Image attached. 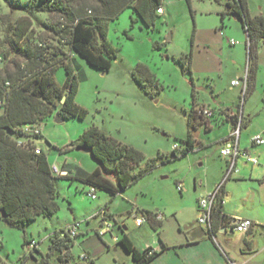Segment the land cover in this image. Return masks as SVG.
<instances>
[{
  "label": "rangeland",
  "instance_id": "rangeland-1",
  "mask_svg": "<svg viewBox=\"0 0 264 264\" xmlns=\"http://www.w3.org/2000/svg\"><path fill=\"white\" fill-rule=\"evenodd\" d=\"M249 1L252 12H264V0ZM36 3L37 0H0V26L3 35L8 27L28 15L19 7H33ZM163 3L165 14L157 15L153 27L147 26L140 19L133 24L132 9H127L118 20L109 23L107 40L119 50L118 58L113 61L109 72L92 67L77 55L74 66L81 74L78 75L80 88L76 103L85 108L88 115L84 120L70 118L57 122L60 112L57 110L43 122L42 138L36 141L44 149L52 166L57 165L62 170L61 165L68 161L73 170L75 166H80L88 173L100 169L103 175L114 180L89 150L83 151L77 146L78 139L86 131L96 127L118 142L141 151L147 159H156V168L113 201L112 194L104 190L98 189V198L93 199L88 195L92 186L80 180L60 178L57 181L60 192L58 213L37 219L27 225L25 230L9 227L2 221L0 214V235L3 241L0 245V264H32L25 246L26 240H35L45 251L50 235L66 230L77 222L81 223L79 237L71 249L74 258L80 260V256L85 253L82 243L86 233L98 226L99 220L95 215L106 206L114 210L116 217L125 223L129 234L137 239H141L143 234L147 239L146 234L137 228L135 217L142 216V211L148 209L161 208L169 212L177 209L183 202L191 205L195 199V182L198 187L206 182H215L221 176L222 169L226 168V161L220 155L221 146L217 142L225 133L224 130L209 135L212 144L206 149L189 153L185 158L176 159L173 148L177 145L184 146L183 140L189 135L186 111L193 101L194 78L197 87L204 88V93L197 92L202 95L203 100L212 101L209 94L213 84L222 90V95L237 93L238 90H229L236 71L232 60L236 57L234 54L245 59L246 32L241 20L234 16L226 17V27L221 30V20L217 14L220 6L216 0H191L194 14L186 0H163ZM29 19L34 24L37 33L35 37L44 35L42 24L49 17L36 13ZM219 30L224 37L219 34ZM196 32L198 35L195 42ZM213 40L216 47L211 44ZM230 40L238 41L237 46H231ZM205 41L208 43H204ZM157 43L160 48L156 47ZM6 50L5 48L4 52ZM191 52L194 53L192 74L175 60ZM139 65L149 68L158 80V87L147 81V78L143 85L135 80L134 74ZM261 70L263 87H260L251 101H247L243 95L241 98L239 96L241 107L236 113L240 114L241 109L245 110L244 116L249 125L242 131V147L251 151L259 165L245 166L244 161L240 160V172L235 175V179L229 181V187L235 189L237 196L256 201L254 210L264 216V187H260L259 181L264 178V146L252 149L249 143L255 135L264 134V59ZM66 77L65 68L58 69V84L64 85ZM204 137L205 132H202L201 139L205 140ZM250 176L257 181L237 184L238 179L246 178L248 181ZM178 182L184 183L188 192L182 195L177 189ZM230 202L232 205L235 203ZM191 218L192 215H189L188 219ZM148 226L147 223L145 229ZM218 242L221 243L220 240ZM118 248L123 249V246Z\"/></svg>",
  "mask_w": 264,
  "mask_h": 264
},
{
  "label": "trees",
  "instance_id": "trees-1",
  "mask_svg": "<svg viewBox=\"0 0 264 264\" xmlns=\"http://www.w3.org/2000/svg\"><path fill=\"white\" fill-rule=\"evenodd\" d=\"M186 1L194 14L191 0ZM216 1L228 8L220 14L222 28H225L226 17L234 15L241 20L247 34L251 68L246 99L257 73V43L264 39V18L251 15L247 0ZM160 8L164 9L163 0H37L33 7L18 8L28 15L8 27L5 35L0 26V214L9 227L25 230L27 225L41 217L56 215L60 210L57 187L60 178L80 180L97 191L104 190L117 197L156 168V159H147L136 148L122 144L93 127L78 139L77 146L87 147L114 180L103 175L100 169L88 173L80 166H75L73 170L70 164L61 168L67 174L58 176L53 173L44 149L36 143L42 138V133L29 134L26 128L29 125L41 127L57 110L64 120H84L88 111L76 103L80 88V72L74 66L77 55L92 67L109 72L119 55V50L107 40L109 23L118 20L127 9H132L133 24L140 19L153 27ZM36 13L48 15L49 19L42 24L45 34L35 37L37 33L29 18ZM156 47L160 48V45L157 43ZM175 60L192 74V52ZM60 68H65L67 74L64 85L58 84L56 79ZM134 77L141 85L147 78L158 87V80L148 67L139 65ZM192 98V106L186 111L189 135L183 140L184 151H173L176 159L196 152L195 132L201 127L210 130L212 119L216 116L215 113L213 118L208 119L199 111L204 107L196 108L195 87ZM224 207L222 194L213 212V229L207 231L211 237L233 220L226 215ZM142 213L156 231L161 228V220L155 213ZM78 237L79 233L72 237L68 230L57 232L50 237L53 252L59 251L60 259L67 257ZM30 241L26 240L25 246ZM120 244L131 254L135 264H149L157 255L148 257L146 252H139L127 235ZM41 264L48 263L42 261Z\"/></svg>",
  "mask_w": 264,
  "mask_h": 264
},
{
  "label": "crops",
  "instance_id": "crops-1",
  "mask_svg": "<svg viewBox=\"0 0 264 264\" xmlns=\"http://www.w3.org/2000/svg\"><path fill=\"white\" fill-rule=\"evenodd\" d=\"M247 1L251 15L262 16L264 18V12H262L261 14L252 12L250 1L249 0ZM218 5L220 6V8L217 10V14L221 20L220 14L226 11L228 8H226V5L220 2H218ZM164 14H165V6H164V13L162 15ZM46 16L48 17V15ZM230 17L231 16H229V18ZM221 25H223L222 20H221ZM222 29L224 28H222L221 26V30ZM221 30H219V34L224 37ZM197 33L198 32H196L195 34L196 35L195 42L197 41V35H198ZM216 34H218V32ZM217 41L220 42L221 40L218 39ZM244 41H245L244 45L247 51V55L245 59L242 60L240 59L239 54L238 55L234 54L236 57H234V59L232 60V64L236 67V71L234 72V76L231 79V83L236 79L248 75L249 70L251 68V60L249 59L250 57L247 46V39ZM204 43H208V42L205 41ZM212 43L214 44V47H216V43L214 40L211 41V44ZM220 43L222 44V42ZM211 44L209 45V47H211ZM229 44L231 45L230 41ZM257 51H258V61H257L258 68L255 79L251 81V90L246 98L247 101L253 100L260 87H263V83L261 80L262 78L261 67H262V60L264 59V41H260L257 43ZM193 60H194V53H193ZM243 69L244 71L246 70L248 74H246V72L244 73ZM192 70H193V61H192ZM231 83L229 90L230 91L238 90L237 93L222 95V90H219L217 86L213 84V88L211 89V94H209L212 101L211 100L207 101L202 99V95L200 93L199 94L197 93L198 91H202V90L204 91V88L197 87L194 78V82L192 84L194 85L193 87H195L196 90V100H195L196 108L209 107L215 109L216 116L215 118L212 119L210 130H206L205 127H202L199 129V137H196L194 134V137L196 139L197 150L196 152H191V153H197L201 150L206 149V147L212 144L210 142L211 138L209 135L217 131L221 132L223 130L225 131V133L217 140V142L221 146V149L224 147L226 141L228 140L229 135L232 132L233 126L231 125V119L234 117L232 115H236L238 108L241 107L239 103V96L241 98L242 89L241 87L232 86ZM192 103L193 101L190 104V108L192 106ZM242 113L244 116L245 110H243ZM248 125H249V121L246 120L244 116L243 129H246ZM202 132H205V137H204L205 140L201 139ZM242 133L240 137V147L243 149ZM251 141L252 139H250L249 141L252 149L256 147H261V146L253 145ZM224 159L226 161V168L224 167L222 169V174L220 177H218V180H216L215 182L213 181L212 183L206 182V184L201 185L199 187L197 185V182H195L194 185L195 199L191 205L189 203L183 202L182 204L176 207L177 209L171 210L169 212L166 209L161 210V208H155L154 210L153 209L146 210L155 213L157 215V218L161 219V228L158 231H156L152 227L149 221L145 222L141 226H138L136 224L140 232L146 234L147 239H145L143 234H141L142 236L140 235L141 239H137L133 235L129 234L128 227L125 225V223L121 222L120 219L116 217L114 210L110 209L109 206H106L104 208L107 209V213H108L107 219L109 222L116 224L115 228L109 234L101 237L99 235V230L103 226L102 224L103 218L98 217L97 214L95 215V218L99 220L98 226L94 228V230H92L94 233H92V231L86 233V237L84 238V241L82 243L84 252L88 253L91 256L93 262L81 263L79 258H74L72 249L68 253L67 257L63 256L60 259L59 251L53 252L52 250L53 244L50 241V237H51L50 235L48 237L49 245L47 250L44 251L39 246V244L37 246V250L33 252L28 250L30 258L33 262L32 264H41L42 261H45L48 264H135L131 254L127 253L124 248L123 249L118 248V246L121 245L120 242L124 237V235H127L129 237L134 247L139 252L143 253L150 248L153 249L155 253H157V255L149 264H234V263L264 264V216L254 210L256 209L257 206L256 201L250 198L244 199L236 195L235 189L229 187L230 180L224 185L223 188V196L225 200L224 211L226 215L231 219H245V220L253 221L255 223V226L251 230L245 233L233 231L231 228H227L226 230L222 229L219 230L214 237H211L207 232V230L205 229V227L200 225L198 222L199 200L204 196L208 195L209 193H211L216 188V186H218L220 183L223 182V179L225 177V171L227 169V159L226 158ZM64 164H69V162L66 161ZM64 164L61 165V168ZM244 165L247 166L248 164L244 161ZM250 177L251 178L248 181L246 180V178H243V180H239L238 178H236L238 179L237 184L240 183L246 184L248 182L255 183L257 181L252 176ZM259 181L261 183L260 187H264V178ZM178 183H182V182H178ZM186 191L188 192V189L185 186H183V191L180 193L183 195ZM122 194L124 193L119 194V196H121ZM115 198L116 197H113L111 200L113 201ZM182 200H184V198H182ZM229 200L235 201L234 205H232V203ZM262 205H264V201H262ZM137 209L140 208L137 207ZM136 214L138 215V213ZM189 215H192L193 217L191 218V220L188 219ZM89 222H91V220ZM147 223L149 226L147 229H145L144 226ZM74 224H71L70 227ZM79 224L81 227V223ZM218 240H220L221 243H219ZM75 244L76 241L74 245ZM119 252H121L122 254H120Z\"/></svg>",
  "mask_w": 264,
  "mask_h": 264
},
{
  "label": "built area",
  "instance_id": "built-area-1",
  "mask_svg": "<svg viewBox=\"0 0 264 264\" xmlns=\"http://www.w3.org/2000/svg\"><path fill=\"white\" fill-rule=\"evenodd\" d=\"M225 2H233V0H223ZM236 1V0H235ZM158 13L162 15L164 13V9L160 8L158 10ZM230 43L232 46H236L238 44V41L236 40H230ZM250 46V44H248ZM250 57V56H249ZM250 59V58H249ZM232 86L235 87H241L242 89V95L246 96V92L248 89V75L245 77L236 79L232 81ZM200 113L204 115L206 118L211 119L214 117L216 110L212 108H201L199 109ZM243 110L241 109L240 114L232 115L235 117L234 119V125L232 127V132L228 137V140L226 141L224 147L221 149V155L227 159V169L225 171V177L223 179V182L220 183L216 188L209 193L208 195L204 196L199 200V219L198 222L200 225L204 226L207 231H212L213 229V221H212V216L214 209L217 204V200L219 197L223 194V188L224 185L231 179L234 178L236 174L240 172L238 168V163L240 160L246 161L247 164H252V165H258L259 161L257 158L253 157L250 153L249 150L247 149H242L240 147V137L244 125V116H243ZM26 132L29 134H41L42 133V128L41 127H30L27 126ZM252 144L255 146H263L264 145V137L262 134L256 135L252 138ZM185 149V146H180L177 145L173 148V150L177 153L183 152ZM40 153V150L37 151ZM52 171L55 172V175H66L67 173L62 172L57 165L52 166ZM177 189L179 192L183 191V184L178 183ZM89 196H91L93 199H97V190L95 188H92V190L88 193ZM98 217L103 218V226L99 230V235L101 237L109 234L110 232L113 231L115 228L116 224L111 223L108 221V213L106 208H102L99 213ZM136 219V224L138 226H141L145 222H147V218L145 216H137L135 217ZM161 220V219H159ZM255 226V223L250 220H245V219H233L229 221L226 224L225 228H222L226 230L227 228H231L233 231H237L240 233H245L251 230ZM80 229V224H74L71 227H69L68 232L70 233V236L76 237L79 233ZM220 229V230H222ZM0 241H2V237L0 235ZM38 243L35 240L30 241V243L27 245L28 250L31 252L37 250ZM147 253L148 257H151L155 254L153 249H147L145 251ZM80 261L81 263H89L92 262V258L88 253H83L80 256ZM235 264V263H234Z\"/></svg>",
  "mask_w": 264,
  "mask_h": 264
},
{
  "label": "water",
  "instance_id": "water-1",
  "mask_svg": "<svg viewBox=\"0 0 264 264\" xmlns=\"http://www.w3.org/2000/svg\"><path fill=\"white\" fill-rule=\"evenodd\" d=\"M263 41H264V39H263ZM62 102L64 103L65 102V98L62 100ZM234 119H235V117H233L232 119H231V125L233 126L234 125ZM56 121L57 122H63L64 121V119H62L59 115H57V119H56ZM195 136L196 137H199V132L197 133H195ZM81 149L83 150V151H88V148L87 147H81ZM3 217H5V215H3Z\"/></svg>",
  "mask_w": 264,
  "mask_h": 264
}]
</instances>
